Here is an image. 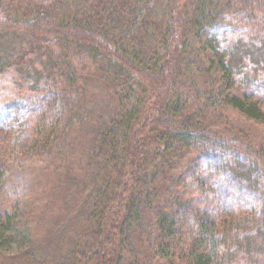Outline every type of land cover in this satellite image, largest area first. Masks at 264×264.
<instances>
[{"label": "trees", "instance_id": "trees-1", "mask_svg": "<svg viewBox=\"0 0 264 264\" xmlns=\"http://www.w3.org/2000/svg\"><path fill=\"white\" fill-rule=\"evenodd\" d=\"M262 104L264 0H0V264H264Z\"/></svg>", "mask_w": 264, "mask_h": 264}, {"label": "rangeland", "instance_id": "rangeland-1", "mask_svg": "<svg viewBox=\"0 0 264 264\" xmlns=\"http://www.w3.org/2000/svg\"><path fill=\"white\" fill-rule=\"evenodd\" d=\"M97 97V95H96ZM96 101H97V104L99 105L100 108H102L104 106V110H107V108L109 107V104L107 103H104L103 101V98L99 97L96 98ZM262 107L264 109V104H262ZM3 117V115H2ZM6 120V119H5ZM26 119H24L25 121ZM8 121V119H7ZM19 123V122H18ZM18 123H15L14 120H10L7 124H4L2 123V119H0V141H3L7 135L11 138L12 141H14L16 138L20 139V137H15L19 132L20 130H13V127L12 126H15V128H19V126L21 125H18ZM22 125H24V122L22 121ZM8 129V131L6 130ZM3 145L5 146V144H2L0 142V180L4 177V174L6 171H3L2 172V168H1V165H2V162H3ZM7 146V145H6ZM24 211H26V207H24ZM68 226V225H67ZM70 228H73L74 227V223H70L68 227H61L60 230L58 231V238L57 237H51V241L49 242H45V244H43V234L45 236V232L43 229H35V233L33 235V237H24L22 239H19V240H16V243H14V252H17L23 248H26V247H29V246H32L33 248H35L36 250H38L37 252V259L38 260H41L43 262H46V258L50 256V258L52 257L54 259V262L53 264H58V262L62 259L61 257L63 256V251L65 249V246L67 244V241L65 239V237H67V234H68V229ZM55 232V231H53ZM52 232V233H53ZM61 235L63 236L62 238ZM50 253H48V252ZM54 254L55 257L49 255V254ZM51 258V259H52Z\"/></svg>", "mask_w": 264, "mask_h": 264}]
</instances>
